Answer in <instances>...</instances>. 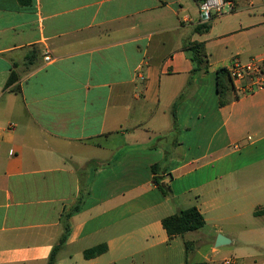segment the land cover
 I'll use <instances>...</instances> for the list:
<instances>
[{
    "label": "crops",
    "instance_id": "obj_1",
    "mask_svg": "<svg viewBox=\"0 0 264 264\" xmlns=\"http://www.w3.org/2000/svg\"><path fill=\"white\" fill-rule=\"evenodd\" d=\"M235 2L207 17L195 0H0V264H48L55 247L54 264L194 263L200 230L161 225L192 206L204 225L224 212L201 262L243 264L217 260L218 235L264 252V89L217 94L219 69L264 58V0ZM188 40L208 58L192 79Z\"/></svg>",
    "mask_w": 264,
    "mask_h": 264
},
{
    "label": "trees",
    "instance_id": "obj_2",
    "mask_svg": "<svg viewBox=\"0 0 264 264\" xmlns=\"http://www.w3.org/2000/svg\"><path fill=\"white\" fill-rule=\"evenodd\" d=\"M197 2H202L205 0H195ZM226 2H232L235 5V0H225ZM209 24L198 25L194 28L196 33H204L209 30ZM182 50L185 53L186 57L192 64V69L190 72V79L196 76L199 73H206L208 71V58L206 53V48L204 43H199L195 41H185L182 46ZM13 77H9L7 84L12 82ZM190 82V80H189ZM234 93V88L232 85L231 78L225 68H221L217 71V94H218V104L220 107L225 106L229 102V95ZM235 94V93H234ZM183 95H180L176 101L173 103L171 110V118L173 122V130L176 129V115L175 110L179 103L182 101ZM164 141L165 137H160L158 140ZM168 152L165 151V156L167 157ZM158 166L154 165L151 167V171L153 173V183L156 188L160 191L162 196L168 200L173 198L172 191L168 183L163 182L161 177H157ZM88 193L86 183H81V188L79 192V197L77 199L76 204L66 212V218L68 219L69 215L75 211L80 209V205L82 204L84 198ZM255 215H264V209L258 210L254 212ZM204 217L199 212L197 207L192 206L186 209L178 210L173 215L165 217L161 220L162 228L165 230L167 237L172 239L176 236H182L185 233L193 232L201 229L204 226ZM66 230H68V226H66ZM62 241V240H61ZM191 242L185 243V249L188 252L191 249ZM106 245H98L84 252L85 259H91L103 254L106 251ZM57 248L55 247L48 259V264H54L55 255ZM187 264H206L205 262H194Z\"/></svg>",
    "mask_w": 264,
    "mask_h": 264
},
{
    "label": "built area",
    "instance_id": "obj_3",
    "mask_svg": "<svg viewBox=\"0 0 264 264\" xmlns=\"http://www.w3.org/2000/svg\"><path fill=\"white\" fill-rule=\"evenodd\" d=\"M228 4L225 0H205L199 3V10L209 17L213 13L221 14ZM44 60L51 62L53 58L47 54ZM226 70L231 78L235 94L245 95L264 89V58L246 63L234 61ZM223 264H232V261L226 259Z\"/></svg>",
    "mask_w": 264,
    "mask_h": 264
},
{
    "label": "rangeland",
    "instance_id": "obj_4",
    "mask_svg": "<svg viewBox=\"0 0 264 264\" xmlns=\"http://www.w3.org/2000/svg\"><path fill=\"white\" fill-rule=\"evenodd\" d=\"M256 4L258 2V0H255ZM225 13L229 12L228 7H226L224 9ZM170 142V139L166 142H163L164 145L168 146V143ZM231 150H234L233 147H230ZM240 211H242V208H239ZM224 213V212H222ZM221 213V214H222ZM221 214H219V212H215L214 214H212L211 217L212 220H210L209 222H207V224L204 225L203 228L199 229L200 233L202 236L199 237V241H197L196 243L191 245V248L193 249V259L194 262H201V261H205L206 257H210V259H212L214 256L213 254L210 252V247L212 245V240L215 236V228H213V224L214 222L219 218L218 216H220ZM227 215V214H224ZM242 219L245 220V217H243ZM231 232H236V231H244V230H228ZM194 236V235H193ZM191 237V239H194V237ZM198 235H195V237ZM237 248L236 253L234 252V250ZM216 250L218 251V256L216 257L217 260L226 257V258H231L233 259V257L236 256H241L243 258L242 262L243 264H252L253 260H261L262 258H260V255H264V252L262 251H258L254 246L252 245H245V244H240V245H220L216 247ZM235 253V254H234Z\"/></svg>",
    "mask_w": 264,
    "mask_h": 264
},
{
    "label": "water",
    "instance_id": "obj_5",
    "mask_svg": "<svg viewBox=\"0 0 264 264\" xmlns=\"http://www.w3.org/2000/svg\"><path fill=\"white\" fill-rule=\"evenodd\" d=\"M229 243H230V241L227 238H225V237H223L221 235H218L217 238H216V241H215V245L216 246L226 245V244H229Z\"/></svg>",
    "mask_w": 264,
    "mask_h": 264
}]
</instances>
